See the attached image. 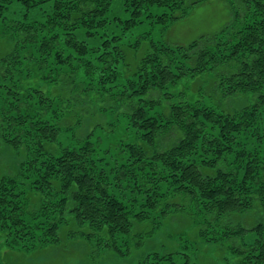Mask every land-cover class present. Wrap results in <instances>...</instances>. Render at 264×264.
<instances>
[{
    "label": "trees",
    "instance_id": "trees-1",
    "mask_svg": "<svg viewBox=\"0 0 264 264\" xmlns=\"http://www.w3.org/2000/svg\"><path fill=\"white\" fill-rule=\"evenodd\" d=\"M124 1L130 13L128 24L139 21L157 6L168 11L162 17L163 25L185 16L186 9L203 2ZM109 2L0 0V26L20 29L14 51L0 58V153L9 149L23 160L19 173L0 177V231L5 234V247H21L29 252L59 246L61 234L66 231L70 238H82L97 247L106 243L107 247L117 249V235H125L127 242L135 224L152 220L142 213L135 214L129 205L109 192L105 169L99 172L97 168L98 148L90 140L92 135L83 141L74 140L77 145L62 144V121L61 125L52 122V103H47L50 97L34 87L36 77L30 82L23 78L18 67L20 53L27 45L31 48L28 59L31 60L33 50L42 54L38 61L41 67L48 66L51 60L62 64L64 71L69 59L84 61L94 50L85 38L92 40L99 34L96 29H105L111 20H117L111 18ZM230 2L234 21L224 29L204 35L188 46L165 43L158 46L150 41L151 52L136 66V72L125 85L119 87L115 82L104 93L109 100L115 94L110 110L126 116L129 128L136 131L137 141L129 146L133 165L131 170L123 169L122 174L137 177L140 166L150 170L140 182L150 183L148 204L158 212L162 222L151 227L148 239L175 215L187 213L195 219V215H200L204 220L200 239H205V244L235 241L230 247L231 255L224 257V264H264V152L261 151L264 127L253 122L264 113V0ZM16 3L26 11L52 4V11H44L43 25L36 20L29 22L27 12L23 19L10 20L5 15ZM83 29L85 38H80L78 33ZM6 31L5 34L12 35ZM102 35L103 49L96 51L102 50L99 58L104 71L112 72L107 80H120L124 60H115L114 52L122 50L119 45L110 44L119 37L106 40ZM83 65L89 72L97 68ZM205 73L217 75L219 86L232 96L249 90L255 92L258 97L252 110H244L237 117L219 116L199 103L193 104L182 92L175 100L172 87ZM106 76L102 74L104 80ZM117 89L118 92H113ZM36 97L40 101L37 105L33 101ZM7 106L11 110L7 111ZM162 107L170 110L169 116ZM176 130L184 134L180 140L176 139ZM249 135L251 142H247ZM173 137L178 141L170 147ZM146 140L151 143H145ZM256 140L259 145H255ZM24 167L31 176L22 179ZM28 179L31 190L25 191L22 181ZM161 183L168 185L164 193L158 190ZM253 212L259 217L251 228L235 218ZM248 233H253V240L242 242ZM189 249L155 252L147 261L152 258L150 264H202L199 249Z\"/></svg>",
    "mask_w": 264,
    "mask_h": 264
},
{
    "label": "rangeland",
    "instance_id": "rangeland-1",
    "mask_svg": "<svg viewBox=\"0 0 264 264\" xmlns=\"http://www.w3.org/2000/svg\"><path fill=\"white\" fill-rule=\"evenodd\" d=\"M230 1L203 0V2L195 4L196 6L186 9L184 11L185 16H180L174 22L171 20L170 23L163 25L162 17L168 13L164 7L155 6L148 11L149 13L143 14L139 21L128 24L127 20L130 19V13L125 8L126 2L124 0H110L111 18L117 20H111L109 24H106L105 29L104 27L96 29L95 31L99 34L92 40L84 37L86 29L80 30L78 33L81 34L80 38L89 40L88 43L94 50L86 55L84 61L80 60L83 58L69 59L64 67L65 72L62 64L59 62L55 64L51 60L47 62L48 66L41 67L38 61H40L42 54L38 51L33 50L31 60L28 59L31 57L30 54H27L31 49L30 45L21 51V62L18 67L24 74L23 78H27L31 82L33 77H36L33 83L34 87L50 97L47 103H52L50 110L52 122L61 125L62 121L60 138L62 144L77 145L74 140L80 138L83 141L84 138L92 135L90 140L98 148L97 168L99 172L105 169L107 177L105 180L106 183L110 184L108 185L109 192L129 205L135 214L142 213L144 216L151 217L152 220H149L148 223L135 222L138 224H135L127 242L125 235H117L118 250L107 247L106 243L97 247L82 238H70L68 233L63 231L61 245L27 252L21 247H5V234L0 231V264H150L153 261L150 260L152 258L147 261L148 256L150 257L155 252L166 254L169 251L182 250L183 248H190V251L198 248L200 258L205 262L202 264L225 263L224 257L232 253L230 247L235 244V241L226 239L219 245L217 242H210V245L205 244V239H200V225L201 221H204L200 215L199 217L195 215L196 219L187 213L175 215L165 222L161 231L148 239L151 227L155 223L162 222L158 212L155 213L148 204L147 189L151 187L150 183L144 185L140 182L148 176L147 173L150 170L148 167L142 168L140 166L137 170V177H125L122 174L123 169L125 171L131 170L133 165L134 159L130 157V147L137 141V136L134 135L136 131L129 128V119L126 116L115 115L110 110L111 105L114 104L115 94H111L113 100H109L104 91L111 90L115 82L119 87L125 85L127 80L136 72V66L151 52L150 41L155 42L158 46L164 43L171 46H188L204 35H212L224 29L234 21ZM51 6L52 4H47L40 9L26 11L23 6L16 3L7 11L5 17H9L10 20H19L23 19L27 12L29 22L36 20L43 25L42 23L46 19L44 11L50 13L52 11ZM7 29L12 35L5 34ZM19 34L20 29H5L4 26H0V58L7 57L14 51L15 41L18 40ZM102 34L107 37L106 40L119 37L118 40L113 43L111 41L110 44L119 45L122 50L120 53L114 52L115 60L117 58L124 60L120 65V72L123 74L120 75V80L113 82L107 80L112 72L110 69L107 72L104 71L105 66L99 58L102 50L96 51L104 45L105 38ZM43 36L42 33L40 37ZM83 64L95 65L97 68L93 67L92 71L89 72ZM126 64L128 67H125ZM103 73L107 74L105 80L102 78ZM216 76L213 73H205L184 79L178 87L171 88L176 96L175 100L179 99V93L182 92L184 97L189 98L193 104L199 103L200 106L209 108L219 116L223 114L236 116L244 110L250 112L258 95L249 90L232 96L219 86V78ZM63 77L64 80H62ZM18 78L20 83L21 78ZM118 91L119 89L113 92ZM225 91L228 92V95ZM33 101L36 105L40 103L37 97ZM160 109L169 116L170 110L168 108L162 107ZM8 110L11 109L7 106ZM261 121L264 122V113L262 116L253 119L255 124L259 122L264 127V123ZM255 129L253 128V130ZM255 131L257 132V130ZM175 134L178 135L176 136L178 140L184 135L180 130H176ZM250 137L251 135H249L247 142H251ZM176 139L173 137V140L170 141V147L174 145ZM145 143L151 142L146 140ZM255 145H259V140H256ZM261 151L264 152V146H261ZM3 152L0 153V177L13 172L19 173L20 169L22 170L20 163L23 160L9 149ZM135 166L137 167V164ZM30 176L31 173L24 167L22 179ZM30 180L22 181L25 191L31 190ZM167 187L168 185L161 183L158 190L160 193L162 191L164 193ZM57 198H61V196ZM159 199L157 198L156 201L159 202ZM255 212L249 215L244 214V216L238 214L240 217L235 218L242 220L247 227L251 228L258 223L259 215H256ZM208 236L209 232L205 234V238L207 239ZM252 236L253 233H248L242 242L252 241L254 238ZM186 239L188 241L190 239L191 242L187 243Z\"/></svg>",
    "mask_w": 264,
    "mask_h": 264
}]
</instances>
